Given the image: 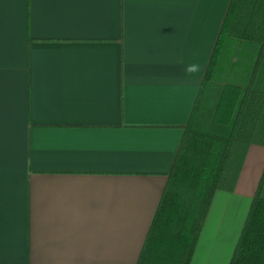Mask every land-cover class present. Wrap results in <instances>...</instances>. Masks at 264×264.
I'll return each instance as SVG.
<instances>
[{"label":"crops","instance_id":"obj_1","mask_svg":"<svg viewBox=\"0 0 264 264\" xmlns=\"http://www.w3.org/2000/svg\"><path fill=\"white\" fill-rule=\"evenodd\" d=\"M232 1L0 0V264H138ZM263 172L252 146L195 253L238 244Z\"/></svg>","mask_w":264,"mask_h":264},{"label":"trees","instance_id":"obj_2","mask_svg":"<svg viewBox=\"0 0 264 264\" xmlns=\"http://www.w3.org/2000/svg\"><path fill=\"white\" fill-rule=\"evenodd\" d=\"M230 53L247 72L239 83L216 75ZM252 146L264 147V0H233L138 264H191L216 193L234 191ZM230 264H264V172Z\"/></svg>","mask_w":264,"mask_h":264},{"label":"rangeland","instance_id":"obj_3","mask_svg":"<svg viewBox=\"0 0 264 264\" xmlns=\"http://www.w3.org/2000/svg\"><path fill=\"white\" fill-rule=\"evenodd\" d=\"M247 174L250 175L249 176L250 180L248 182L247 191H250L251 190V184H253L251 181V176L253 175V173H247ZM254 175H255V173H254ZM256 175H258V174L256 173ZM245 177H246V173L243 176V178L241 179L242 180L241 185H244V178ZM260 178H261V176H260ZM260 178H259V181H261ZM258 183H260V182H258ZM256 185H258V184H256ZM239 191H241V190L239 189ZM241 215H242V213L237 212V214H235V215L232 214V216L230 217L231 220H234V218H235V220H236L235 221L236 222L235 227L236 228L240 225V222L242 219ZM223 239H225V238H223ZM210 240H212V242H210ZM237 241H236V243H237ZM201 242H204L203 243L204 245L201 246L200 252L195 253L196 259H195L194 264H230V261L232 260L233 255H234L235 250H236V247H237V244H235V242L232 243L233 241L228 242L225 240L223 242L218 243L216 241V239L215 240L210 239V235L208 233L203 234L201 236L200 244H201ZM200 244H199V246H200ZM203 248H204V250L202 251Z\"/></svg>","mask_w":264,"mask_h":264}]
</instances>
